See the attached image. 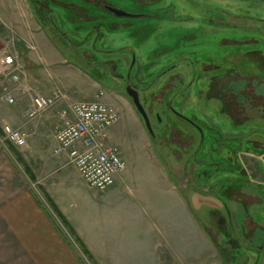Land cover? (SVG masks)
Segmentation results:
<instances>
[{
    "label": "rangeland",
    "instance_id": "obj_1",
    "mask_svg": "<svg viewBox=\"0 0 264 264\" xmlns=\"http://www.w3.org/2000/svg\"><path fill=\"white\" fill-rule=\"evenodd\" d=\"M97 1L0 0L1 22L22 26L21 21H30L25 29L15 27L10 31L0 26V34L7 33L15 49L21 38L27 36L28 42L32 40L35 49L31 52L39 57L32 74L37 75L36 80L48 82L69 96L59 110L78 100L95 99L99 87L92 85L93 81L113 92L101 101L113 105L120 114L111 129L129 139L126 143L130 145L125 146L106 141L119 147L126 163L124 170L132 175H125L123 183L150 189L159 212L171 217V222H167L171 259L164 258L161 249L158 264H264V157L239 155L245 167L230 168V163L213 150L216 143L208 141L218 138L219 129L223 132L228 124L223 115L213 116V103H207L213 101L196 96L198 88L194 87L191 99L196 106L205 105L203 119L211 129L205 128L203 153L183 168L185 156L168 158L163 142L148 134L124 88L125 79L139 86L151 82L152 87L142 94V99L146 112L153 116L159 111L163 123L156 128L152 122L151 127L157 137H163L167 117L163 108L169 99L164 89L167 79L164 76L153 83L154 77L171 64H176L174 73L188 77L185 63L186 57L191 56L186 50L194 46L201 51L203 42L246 40L248 45L238 48L264 53V0H103L104 7ZM106 6L133 16L118 17ZM213 26L221 29L217 36L196 32ZM198 73L196 70V76ZM75 90L95 91V97L74 99ZM33 96L32 93L29 100ZM14 100L8 107L14 108L20 102L15 95ZM29 103H25L23 112ZM179 107L184 109L183 105ZM174 123L176 132H184L179 120ZM219 142L223 144L222 137ZM224 142L230 148L229 142ZM159 162L169 184L161 183ZM83 190L89 197L105 196L103 191L93 188L83 186Z\"/></svg>",
    "mask_w": 264,
    "mask_h": 264
},
{
    "label": "crops",
    "instance_id": "obj_2",
    "mask_svg": "<svg viewBox=\"0 0 264 264\" xmlns=\"http://www.w3.org/2000/svg\"><path fill=\"white\" fill-rule=\"evenodd\" d=\"M20 24L0 21L4 29H25L30 21ZM0 44V58L5 54L12 57L17 69L19 82L9 80L8 87L20 100L14 108L0 100V125L18 126L26 137L20 150L0 139V264H158L161 249L164 258L171 259V231L167 229L171 217L159 212L155 194L146 187L123 183L125 175L132 177L124 166L114 184L103 191L104 197L86 196L82 187L88 186L68 163L66 152H54V124L69 96L36 80L32 71L39 57L31 52L35 46L27 36L15 49L12 39L3 33ZM92 85L103 92L101 98L113 94L94 81ZM32 93L61 96L52 109L28 118L22 108ZM73 94L74 99L95 97V91L75 90ZM111 128L106 141L125 146L129 139ZM159 167L161 183L169 184L160 162ZM178 197L184 203L180 194Z\"/></svg>",
    "mask_w": 264,
    "mask_h": 264
},
{
    "label": "flooded vegetation",
    "instance_id": "obj_3",
    "mask_svg": "<svg viewBox=\"0 0 264 264\" xmlns=\"http://www.w3.org/2000/svg\"><path fill=\"white\" fill-rule=\"evenodd\" d=\"M97 2L102 7L106 5L103 0ZM108 7L106 6V10L109 11ZM220 31V27L215 26L196 30L198 33L213 36H217ZM241 44L248 45L246 40L225 38L214 40L210 44L203 42L201 51L191 46V50H186L191 56L186 57L185 63V73L188 77L174 73L176 64L167 66L154 77L156 80L153 83L164 76L167 79L164 89L165 94L169 93V99L164 102L163 108L167 114L166 124L164 123L162 128L164 136L157 137L152 127V134L146 130L152 138L163 142L169 159L177 158L179 155L185 156L183 168H187V165L193 162V157L203 153L206 141L205 128L211 129L210 124L203 119L205 105L196 106L191 99L194 87L198 88L196 96H204L208 99L207 101H213L207 102L213 103L211 108L214 112L213 116L223 115L224 121L228 124L223 132L219 129L218 138L213 137L208 141L216 143V148L213 150L230 163V168L245 167L239 155L264 157V53L255 50L257 52L255 54L253 49L242 51V48H238ZM227 46L232 48L228 50ZM204 47L208 48L204 50ZM185 56L187 55H183V58ZM196 70L199 71L197 76ZM137 77L140 80V77ZM254 79H257L255 84L252 83ZM128 85L137 90L139 102L146 112L148 109L143 102L142 94L152 87L151 82L139 86L125 79L124 88ZM202 103L204 104L203 101ZM180 105H183L184 109L179 107ZM188 107L190 109H187ZM146 115L151 123L150 126L153 122L157 128L163 123L159 111H155L153 116L150 111L146 112ZM176 120H179L184 132H176L174 128ZM221 137L224 145L219 142ZM224 141L229 142L230 148L226 147ZM241 142L244 145H240ZM169 159L168 162H170ZM194 162L196 163V160ZM206 164L209 165V163ZM169 167H171L170 164Z\"/></svg>",
    "mask_w": 264,
    "mask_h": 264
},
{
    "label": "built area",
    "instance_id": "obj_4",
    "mask_svg": "<svg viewBox=\"0 0 264 264\" xmlns=\"http://www.w3.org/2000/svg\"><path fill=\"white\" fill-rule=\"evenodd\" d=\"M2 64V65H1ZM17 69L12 57L0 58V100L12 104L14 96L8 87L9 80L17 81ZM102 91L92 100H78L69 103L59 111L54 127L55 153L65 151L68 163L72 165L89 188L105 191L114 184L117 173L125 162L118 146L106 142V132L120 118L118 110L101 101ZM59 93L35 94L24 113L33 118L54 106L60 99ZM1 142L16 148L25 145V134L8 124L1 126Z\"/></svg>",
    "mask_w": 264,
    "mask_h": 264
},
{
    "label": "water",
    "instance_id": "obj_5",
    "mask_svg": "<svg viewBox=\"0 0 264 264\" xmlns=\"http://www.w3.org/2000/svg\"><path fill=\"white\" fill-rule=\"evenodd\" d=\"M108 9L110 12H112L114 15H116L118 17L133 16L131 14L117 10V9L110 7V6L108 7ZM125 93L131 99V102H132L134 108L136 109V111L140 114L141 118L143 119V122H144L146 129L148 130V132L150 134H152V129H151L148 117L146 115V112L144 111L141 103L139 102L137 90L134 87H132L131 85H128L125 87Z\"/></svg>",
    "mask_w": 264,
    "mask_h": 264
}]
</instances>
